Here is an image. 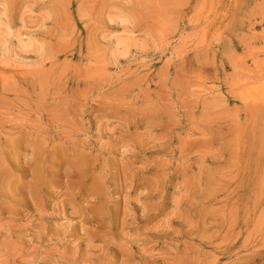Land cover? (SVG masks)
I'll return each instance as SVG.
<instances>
[{"label": "rangeland", "instance_id": "1", "mask_svg": "<svg viewBox=\"0 0 264 264\" xmlns=\"http://www.w3.org/2000/svg\"><path fill=\"white\" fill-rule=\"evenodd\" d=\"M0 264H264V0H0Z\"/></svg>", "mask_w": 264, "mask_h": 264}]
</instances>
